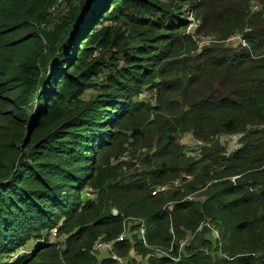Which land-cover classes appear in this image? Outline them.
Returning a JSON list of instances; mask_svg holds the SVG:
<instances>
[{
    "label": "trees",
    "instance_id": "16d2710c",
    "mask_svg": "<svg viewBox=\"0 0 264 264\" xmlns=\"http://www.w3.org/2000/svg\"><path fill=\"white\" fill-rule=\"evenodd\" d=\"M188 12L216 42L199 46ZM235 33L245 44L224 46ZM182 133L205 142L199 159ZM122 140L146 148L145 171L126 175ZM132 218L145 242L110 253L264 264V0H0V264H118L90 249Z\"/></svg>",
    "mask_w": 264,
    "mask_h": 264
},
{
    "label": "rangeland",
    "instance_id": "374dc122",
    "mask_svg": "<svg viewBox=\"0 0 264 264\" xmlns=\"http://www.w3.org/2000/svg\"><path fill=\"white\" fill-rule=\"evenodd\" d=\"M253 10L257 9V4L253 3L252 7ZM61 9V6L58 8ZM57 9V11H58ZM193 19L195 21H198L194 18V16L192 15ZM199 22V21H198ZM199 36H203L204 37V41L206 42H202L201 44H199L200 47L202 46H206L205 44H209L211 45V43L216 42V37L214 36H210L204 33L199 34ZM241 39V40H240ZM242 34L239 33H235L234 35H230L223 43L224 46H228L231 48H238L236 46L239 45V43H242ZM89 91L86 93V95H84L85 97L89 95ZM139 97H145L147 100L151 99V101H155V96L154 94L150 93V94H146V92H143V94H141ZM177 100L175 102L180 101V97L176 98ZM240 134H229V135H224L219 137V142L220 145L223 146L226 150V152L228 153L231 150H234L236 147H238V138H239ZM130 140L125 141L122 140V152L120 153L121 157L119 160H123L125 162H127V164H129L130 169L129 171H127L126 175H132L135 174L136 172L139 171H145L147 169L146 164L144 163L143 157L145 155L146 152V148L144 147H140L138 144L136 145H132L131 143H129ZM202 141V140H201ZM200 139L195 138L192 134L190 133H182L179 137L177 142L179 144H183L186 148L188 149H193L191 151H187L188 155L194 157L195 159H199L201 157V152H202V147L206 144L204 141L201 142ZM110 162L112 164L116 163L117 160L115 159H111ZM192 179V176L189 177V179ZM169 189H172L178 185H180L179 179H175L173 181H170L169 183L165 184ZM202 191L201 190H197L195 192H192L191 194L187 195L186 197L191 196L192 200H198V201H202L205 197L204 195H202ZM83 197L88 198V199H94L96 197V194L94 192V190L91 187H87L84 192H83ZM112 213H116L117 211L115 209L111 210ZM136 222H134L131 219H127V221L124 224V229L125 231H129L131 232V238L130 241L132 243L135 242L134 237H136L135 234L136 233ZM209 229V228H208ZM210 232V229L208 231V233ZM138 235V234H137ZM88 236V235H86ZM205 236L210 239L211 241H214L208 234L207 232L205 233ZM49 241H51V243H56L57 245V249L61 250L65 248L64 245V241L66 238L65 234H53L52 232L49 234L48 236ZM193 234H186L185 237L183 238V240H181V244H183L182 246H184V244H189L191 243L194 239H193ZM101 240V237H97L91 246L90 249V253L93 254L97 259H100L101 257H105L109 255V251L108 250H102V251H96L94 249V245L95 243ZM106 242V241H103ZM32 243H30V246L26 248V250H29L32 246ZM121 257V256H120ZM147 257L148 255H142L137 253L135 250L130 249L129 252L127 253L126 256L122 257V262L123 264H148L147 263ZM5 260H9L11 258L5 257Z\"/></svg>",
    "mask_w": 264,
    "mask_h": 264
},
{
    "label": "built area",
    "instance_id": "2783aa9c",
    "mask_svg": "<svg viewBox=\"0 0 264 264\" xmlns=\"http://www.w3.org/2000/svg\"><path fill=\"white\" fill-rule=\"evenodd\" d=\"M187 19L189 21V26H188L187 32L191 34V37L199 44H201L202 42H206V41H204V37L203 36H198L197 34L194 33V30L198 27V25H199L198 23L199 22L195 21L193 19L191 12H188ZM242 43L245 44L243 39H242ZM167 189H168L167 186L163 185V186H160V187L156 188V191H163V190H167ZM187 198L191 199V196H189ZM131 220L136 222V225L138 226L136 228V233H138L139 237L141 239H143V241L145 242V227H144L143 220L140 219V218H132ZM204 224L211 229V232L213 233L214 236H216V237L218 236V229L215 228L214 226L210 225L209 224V220H205L203 225ZM51 232L53 234H56V229H52ZM130 238H131V232H129L128 230L125 231V229H123L122 233L120 235H118V237H116V239L114 241L103 242L101 240H98L95 243V245H94V249L96 251L108 250L109 251V255H108L109 257H111L114 260H116L118 264H123L122 257L117 256L114 253H110L111 250H112V244H113V242L123 241V240H127V239L130 241ZM182 245L183 244H181V246ZM156 252H157V254H160V255H162V253H163V252H160L159 250H156Z\"/></svg>",
    "mask_w": 264,
    "mask_h": 264
}]
</instances>
